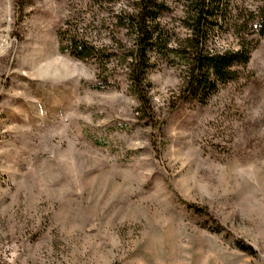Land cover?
Instances as JSON below:
<instances>
[{
    "label": "rangeland",
    "instance_id": "1",
    "mask_svg": "<svg viewBox=\"0 0 264 264\" xmlns=\"http://www.w3.org/2000/svg\"><path fill=\"white\" fill-rule=\"evenodd\" d=\"M159 1L175 47L184 7ZM135 2L0 0V264H264V36L251 15L264 0L221 16L211 49L239 50L237 31L255 49L205 103L182 100L181 61L152 55L157 148L115 51ZM67 22L116 55L111 87H95L96 62L61 53Z\"/></svg>",
    "mask_w": 264,
    "mask_h": 264
},
{
    "label": "trees",
    "instance_id": "2",
    "mask_svg": "<svg viewBox=\"0 0 264 264\" xmlns=\"http://www.w3.org/2000/svg\"><path fill=\"white\" fill-rule=\"evenodd\" d=\"M18 1L19 7L22 8L28 0ZM96 1L100 4L112 2ZM174 1L184 7L183 24L189 32L175 47H169V38L160 21L161 16L170 11V6L165 2L136 0L135 4L126 6L117 15V26L119 29H126L130 44L116 48L115 51L118 53L116 55L124 65L130 90L139 102V119L147 120L152 125V142L155 148L163 123L152 105L150 85L147 82L153 54L171 55L173 59L181 61L185 69L182 100L195 98L205 103L221 86L239 79V68L249 64L255 49L253 42L240 36L239 31L237 34L242 39L239 50L216 51L210 48L211 37L219 27L221 16L225 20L228 19V6L232 0ZM251 15L258 20L261 27L259 35L264 36V8L257 15ZM237 23L233 24L236 29ZM57 36L61 53L69 54L83 62L93 61L98 64L99 83L95 86L97 89L102 90L113 85L109 75L116 69H110L108 65L110 59L116 56L114 53L107 47L95 44L86 33L71 22H67L58 31Z\"/></svg>",
    "mask_w": 264,
    "mask_h": 264
}]
</instances>
